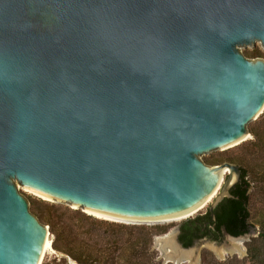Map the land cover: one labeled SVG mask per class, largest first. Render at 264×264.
Listing matches in <instances>:
<instances>
[{"label": "water", "instance_id": "1", "mask_svg": "<svg viewBox=\"0 0 264 264\" xmlns=\"http://www.w3.org/2000/svg\"><path fill=\"white\" fill-rule=\"evenodd\" d=\"M256 43L264 0H0V264H41L50 236L17 183L131 222L209 204L214 228L241 168L201 156L264 111V59L240 50ZM179 233L156 242L189 250ZM222 233L232 253L243 235Z\"/></svg>", "mask_w": 264, "mask_h": 264}, {"label": "trees", "instance_id": "2", "mask_svg": "<svg viewBox=\"0 0 264 264\" xmlns=\"http://www.w3.org/2000/svg\"><path fill=\"white\" fill-rule=\"evenodd\" d=\"M245 55L247 57H260L261 53L259 50L254 49ZM259 123H264V111L255 122L252 121L249 124L248 129L252 138L247 141L245 146L253 147L257 151H264V127ZM224 161L240 166L241 181L230 190L233 197L223 199L215 207L214 213L216 221L214 228L211 227L214 221L208 209L206 213L188 219L181 224L178 239L184 247H189L195 240L205 237L211 240H220L223 235L222 230H225L232 236L244 235L254 226V224L250 222L249 189L251 187V182L248 176L251 175V179L253 180L260 179V177L254 174V171H251V169L237 157L205 159V162L210 165L219 164ZM33 214H35L44 225L48 226L49 232L52 235L51 249L60 254L58 260L54 258L51 262L45 264H69L68 259L75 261L76 264H115L121 262V260L126 264L130 260L129 257L122 253L121 246H115L118 254L112 256L111 252L108 251L112 249V245H110L109 249L101 250L96 240L92 239L91 241L89 238L90 236L82 237V231L80 229L85 225L90 233L93 230L100 231V229L104 227V230H109V233L116 236L118 233L120 234L124 230H129L132 227L130 228L119 222L108 223L106 220H98L91 215L83 213L77 216L76 219L78 222H71L63 216L52 212L42 214L39 211L36 212L33 210ZM255 222L260 228L257 237L251 239L247 244V256L236 262L264 264V211ZM139 228L141 233L147 237H144V239L141 238L143 240L140 247L137 246L138 244L135 241L132 245L133 248H131V252L132 254L143 256L146 255L145 252L149 249L151 233L153 232L156 235L164 234L166 233V229L155 227L154 229L148 228L147 231L144 232L143 230H145V227ZM113 243L116 244V242ZM136 264H146V261H138Z\"/></svg>", "mask_w": 264, "mask_h": 264}, {"label": "rangeland", "instance_id": "3", "mask_svg": "<svg viewBox=\"0 0 264 264\" xmlns=\"http://www.w3.org/2000/svg\"><path fill=\"white\" fill-rule=\"evenodd\" d=\"M254 49L259 50L261 53L260 57H248L250 59H256V58H262L264 59V49L261 47L259 43H256L253 46L249 47H241L240 50L242 53L246 54ZM246 56V55H245ZM260 116V115H259ZM258 119V118H257ZM254 120L253 122H255ZM261 126L264 127V123H259ZM252 138L251 134L249 138H247L245 141L241 142L240 144L233 146L231 148H227L225 150H217L210 152L208 154H204L201 156V158L205 161V159H211V158H219V157H237L240 158L242 163L247 165L251 171H254L253 173L258 175L260 179L253 180L251 179V175L248 176L251 187L249 189V209L251 211V217L250 222L254 224L250 228V231L246 233L245 235L241 236V244H242V252L233 251L232 253L226 252L222 248V245L224 243V236L219 241H201L198 245V252L195 253V257L191 260L185 259L181 261L179 264H249L246 262L240 263L236 262L238 260H242L246 257L245 251L247 252V244L250 242L251 239L256 238L257 234L260 230L259 225L255 222L256 219L260 218L261 214L264 211V151H257L253 147H246L245 144L248 140ZM253 177V176H252ZM17 188L19 192H21L29 201V209L33 213V210L36 212H41L42 214H46L47 212H52L54 214H59L63 216L65 219H68L69 221L78 222L77 216L81 213L87 214L85 211L81 209H75L65 203H59V202H53L47 199H44L24 188H22L21 185L17 183ZM209 204L204 206L201 210L196 212L195 214L191 215L190 217H187L182 220L178 221H167V222H156V223H121L124 225H127L128 227H132L129 230H124L122 233H115L116 236L109 233V230H104V227L100 229V231L93 230L89 233V229L87 226L83 225L81 227L82 231V237H89L90 240H96L98 243V246L101 250L103 249H109L110 245H112V249L108 250L111 252L112 256H116L118 254V251L116 250L115 246H121L122 253L129 257L130 260L126 264H136L138 261H146V264H177L175 261L168 259L165 260L164 254L171 250V248L168 246L165 248L160 247V245L157 244L156 239L160 238L166 234H169L175 230L180 231L181 224L188 220L195 218L198 215H202L206 213L208 209ZM92 216V215H91ZM94 217V216H92ZM96 218V217H94ZM98 220H101L99 218H96ZM104 220V219H102ZM108 223L113 221H108ZM139 227H145L144 232L147 231L148 228L154 229L155 227H162L166 229V233L156 235L153 232L151 233V241L149 244L148 251L145 252L146 255L138 256L137 254H132L131 248H133V243L136 241L137 246L140 247L142 245V240L144 237L147 236L143 235L141 233ZM143 235V236H142ZM142 236V237H141ZM143 238V239H141ZM141 239V243H140ZM52 240V235L49 236V242ZM113 242H116L114 244ZM229 243V240H227ZM214 244V246H213ZM51 245V243H50ZM197 245L192 244L189 249H195ZM51 247V246H50ZM48 247L44 253L43 259L41 264L49 263L54 258L59 259L60 254L55 252L54 250L50 249ZM217 250V251H216ZM219 253V254H218ZM222 255V256H218ZM69 264H76L75 261L68 259ZM115 264H125L124 261L121 260V262H117Z\"/></svg>", "mask_w": 264, "mask_h": 264}, {"label": "bare ground", "instance_id": "4", "mask_svg": "<svg viewBox=\"0 0 264 264\" xmlns=\"http://www.w3.org/2000/svg\"><path fill=\"white\" fill-rule=\"evenodd\" d=\"M250 136V135H249ZM249 136H246V138H248ZM77 209V208H75ZM84 211V210H83ZM197 210L191 212L188 215H185L183 217L177 218V219H172V220H166V221H157L158 222H167V221H178V220H182L185 219L187 217H190L191 215L195 214ZM87 214H90L96 218L99 219H104V220H108V221H113V222H119V223H156V222H131V221H125V220H120V219H115V218H110V217H106V216H101V215H97V214H93L90 212L85 211ZM241 238H232L229 239V245L228 248L232 249L233 251H238V252H242V244H241ZM51 242H49V237L46 239V244L44 246L43 249V256L44 253L46 251V249L48 247H50ZM162 244L165 245L166 247H170L171 250L168 251L170 258L174 259V260H179V259H193L195 257V249H189V250H183L181 249L177 243L175 242L174 238L172 236H168L167 238L163 239ZM51 249V247H50ZM223 247L220 249L222 250ZM43 259V258H42Z\"/></svg>", "mask_w": 264, "mask_h": 264}, {"label": "flooded vegetation", "instance_id": "5", "mask_svg": "<svg viewBox=\"0 0 264 264\" xmlns=\"http://www.w3.org/2000/svg\"><path fill=\"white\" fill-rule=\"evenodd\" d=\"M223 236V235H222ZM206 238V237H205ZM222 238V237H221ZM213 241H219V240H213Z\"/></svg>", "mask_w": 264, "mask_h": 264}]
</instances>
